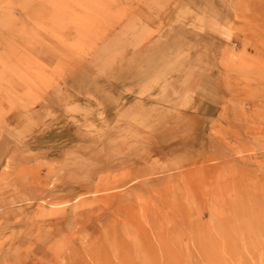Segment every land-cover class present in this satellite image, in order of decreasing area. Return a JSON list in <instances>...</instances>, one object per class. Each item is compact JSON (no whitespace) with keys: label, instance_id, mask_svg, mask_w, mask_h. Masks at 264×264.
I'll return each mask as SVG.
<instances>
[{"label":"rangeland","instance_id":"rangeland-1","mask_svg":"<svg viewBox=\"0 0 264 264\" xmlns=\"http://www.w3.org/2000/svg\"><path fill=\"white\" fill-rule=\"evenodd\" d=\"M263 241L264 0H0V264Z\"/></svg>","mask_w":264,"mask_h":264},{"label":"crops","instance_id":"crops-1","mask_svg":"<svg viewBox=\"0 0 264 264\" xmlns=\"http://www.w3.org/2000/svg\"><path fill=\"white\" fill-rule=\"evenodd\" d=\"M209 23L211 24V21H209ZM209 30H210L211 32H213L215 35H218V36H220V37L225 36V34L222 33V32L219 31V30H215V29L211 30V29H210V25H209Z\"/></svg>","mask_w":264,"mask_h":264},{"label":"bare ground","instance_id":"bare-ground-1","mask_svg":"<svg viewBox=\"0 0 264 264\" xmlns=\"http://www.w3.org/2000/svg\"><path fill=\"white\" fill-rule=\"evenodd\" d=\"M51 48V47H50ZM47 51H49V50H47ZM18 78V77H17ZM259 204V203H258ZM257 206V205H256ZM254 207H255V205H254ZM256 208H258V207H256ZM243 212H245V210L243 211ZM244 214V213H243ZM246 215V214H245ZM251 218V217H250ZM247 220H248V218H247ZM250 220V219H249ZM220 225V224H219ZM216 227V226H215ZM214 227V228H215ZM220 227V226H219ZM219 229V228H218ZM218 229H216V230H218ZM215 230V231H216ZM225 234V233H224ZM221 235H222V233H221ZM251 241H253V240H251ZM264 242V241H263ZM257 243V242H256ZM264 244V243H263ZM254 245H256V244H254ZM260 245V244H259ZM264 246V245H263ZM255 247H257V246H255ZM236 249V248H235ZM237 255V254H236ZM263 255V254H262ZM206 256V255H205ZM214 257V256H213ZM222 257V256H221ZM216 258H217V256H216ZM232 258V257H231ZM220 259V258H219ZM221 260V259H220ZM226 260V259H225ZM207 262V261H206ZM209 262V261H208ZM212 262V261H211ZM213 262H215V261H213ZM225 262V261H224ZM245 263V262H244ZM209 264H210V262H209ZM222 264V263H221ZM232 264H233V262H232ZM241 264H243L242 262H241Z\"/></svg>","mask_w":264,"mask_h":264}]
</instances>
